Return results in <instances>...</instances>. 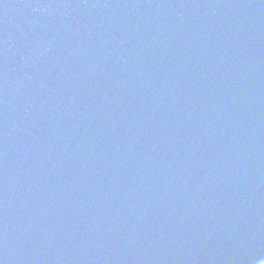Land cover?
<instances>
[{
    "label": "water",
    "instance_id": "95a60500",
    "mask_svg": "<svg viewBox=\"0 0 264 264\" xmlns=\"http://www.w3.org/2000/svg\"><path fill=\"white\" fill-rule=\"evenodd\" d=\"M0 264H264V0H0Z\"/></svg>",
    "mask_w": 264,
    "mask_h": 264
}]
</instances>
